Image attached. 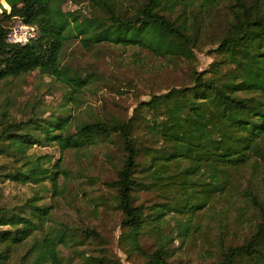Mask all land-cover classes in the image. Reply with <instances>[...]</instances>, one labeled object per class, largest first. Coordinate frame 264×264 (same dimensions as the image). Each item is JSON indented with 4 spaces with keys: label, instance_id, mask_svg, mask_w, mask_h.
I'll return each instance as SVG.
<instances>
[{
    "label": "trees",
    "instance_id": "trees-1",
    "mask_svg": "<svg viewBox=\"0 0 264 264\" xmlns=\"http://www.w3.org/2000/svg\"><path fill=\"white\" fill-rule=\"evenodd\" d=\"M3 1L11 10L0 15V83L37 71L69 90L62 113H52L49 119L33 115L16 122L6 113L0 117V157L13 158L15 165L22 162L6 178L41 188L20 208L0 204V264H11L16 256L18 264H75L63 249L81 245L85 238H101L95 229L47 224L52 207L40 203L39 193L50 183L60 194L59 181L67 171L60 161L50 168L31 159L28 152L42 144V138L63 152L118 139L124 154L116 178L106 185L123 214L126 242L141 252L144 264H181L168 259L163 230L168 211L175 213L178 230L188 236L198 228L197 212L232 198L241 189L236 175L250 165L260 181L256 191L241 192L245 206L255 210L254 225L240 244H225L221 238L217 257L206 264H264V0H234L231 18L213 43L215 61L202 71L194 65L195 50L207 35L199 13L225 0H140L133 11L118 0H89L92 16L79 7L64 9L68 2L80 5L86 0ZM15 18L35 26L38 37L23 45L8 43V23ZM74 38L86 49L134 46L175 63L186 62L192 83L139 102L125 120L76 121L66 106L73 99L79 102L100 75L83 73L64 61L65 48ZM140 191L159 192L171 200L136 205ZM148 233H156L161 243L150 253L141 243ZM86 259L108 262L106 256Z\"/></svg>",
    "mask_w": 264,
    "mask_h": 264
},
{
    "label": "rangeland",
    "instance_id": "rangeland-1",
    "mask_svg": "<svg viewBox=\"0 0 264 264\" xmlns=\"http://www.w3.org/2000/svg\"><path fill=\"white\" fill-rule=\"evenodd\" d=\"M118 2L129 11L140 4V0ZM233 2L225 0L217 7L199 13V18L207 27V35L202 46L195 50L197 71L207 69L215 61L216 54L211 52L215 48L213 43L231 18ZM90 5L89 0L80 5L68 2L64 9L70 11L79 7L86 15L92 16ZM10 10L0 0V15ZM17 21L19 19H12L8 26ZM63 59L83 73L97 72L100 75L99 80L84 90L79 102L73 99L72 104L66 106L76 121L125 120L133 116L139 102L149 100L154 94L166 93L172 87L192 83L188 63H175L134 46L103 44L86 49L79 38H74L68 42ZM68 90L62 83L42 77L37 71L8 84L0 83V117L6 113L10 120L16 122L27 121L33 115L49 119L52 113L59 114L64 110ZM34 134L42 136L40 132ZM42 142L28 152L31 159H40L50 168L60 161L67 171V176H61L59 181L60 194H55L50 183H47V191L39 193L42 197L40 203L52 207L51 221L47 224L57 226L64 223L79 231L95 229L101 236L99 240L85 238L81 245L64 248V256H72L75 264H93L86 259L90 256H106V264H144L146 259L141 252L131 249L132 245L126 242L123 214L116 208L114 192L106 185L116 178L124 154L118 139L113 142L99 141L80 150L68 149L64 152L58 145L43 138ZM21 165L22 162L15 165L13 158L0 157L1 206L20 208L41 189L38 185L16 183L6 178L14 167ZM253 175L256 174H253L250 165L239 170L236 178L243 191L258 185L260 180ZM262 175L260 172L259 179ZM241 189L232 198L221 199L215 208L208 207L197 212L194 223L198 228L194 232L191 230L188 236L178 230L179 224L173 216L175 213L168 211V222L163 227L164 235H167L164 241L167 242L168 259L181 264H206L217 257L221 238L225 244L242 243L254 225L255 210L245 206L247 199ZM136 196L135 204L144 207L162 205L171 200L155 191H140ZM141 243L147 253L161 245L156 233L146 234ZM77 251H80L78 256ZM18 263L19 256H16L11 264Z\"/></svg>",
    "mask_w": 264,
    "mask_h": 264
},
{
    "label": "built area",
    "instance_id": "built-area-1",
    "mask_svg": "<svg viewBox=\"0 0 264 264\" xmlns=\"http://www.w3.org/2000/svg\"><path fill=\"white\" fill-rule=\"evenodd\" d=\"M39 31L35 26L28 25L19 20L12 25L7 34V42L10 44H26L38 37Z\"/></svg>",
    "mask_w": 264,
    "mask_h": 264
}]
</instances>
